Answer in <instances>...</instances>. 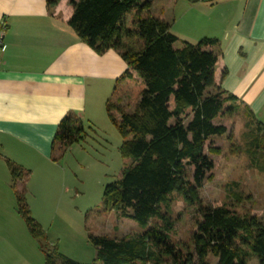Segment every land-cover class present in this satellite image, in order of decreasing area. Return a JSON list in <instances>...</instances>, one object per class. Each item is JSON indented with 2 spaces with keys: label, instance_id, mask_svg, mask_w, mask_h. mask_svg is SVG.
Wrapping results in <instances>:
<instances>
[{
  "label": "trees",
  "instance_id": "1",
  "mask_svg": "<svg viewBox=\"0 0 264 264\" xmlns=\"http://www.w3.org/2000/svg\"><path fill=\"white\" fill-rule=\"evenodd\" d=\"M60 1L47 0V4L54 8ZM155 1L69 0L73 10L69 26L78 38L99 55L116 51L127 65L125 75L144 84L133 112L107 103L108 117L123 138L121 156L132 162L117 182L107 186L103 204L106 212L131 219L145 231L123 239L93 237L94 264H212L213 258L216 264H250L253 259L264 264L263 221L227 206L206 207L200 196L205 182L213 179L214 161L208 153H220L211 140L228 133L216 120L238 112V99L216 82L219 43L205 38L176 49L178 38L171 24L150 12ZM136 39L142 41L138 49L128 46ZM247 113L252 129L248 153L253 161L258 155L264 163V125ZM86 135L82 120L69 115L58 126L53 155L61 156ZM24 172L11 167L13 187L20 214L31 234L40 239L44 235L16 190ZM173 194L201 217L190 243L183 246L169 238L175 224L169 217ZM152 220L160 225L149 226ZM46 263L79 264L61 255H47Z\"/></svg>",
  "mask_w": 264,
  "mask_h": 264
},
{
  "label": "rangeland",
  "instance_id": "2",
  "mask_svg": "<svg viewBox=\"0 0 264 264\" xmlns=\"http://www.w3.org/2000/svg\"><path fill=\"white\" fill-rule=\"evenodd\" d=\"M141 42L136 39L127 44L138 49ZM112 66L115 80L110 85L103 81V100L100 96L82 118L87 134L83 142L48 160L33 152L30 156L22 154L23 167L8 160L3 162L4 167L0 165V264H47V255L94 264L97 249L93 237L123 239L144 233L133 220L106 212L103 204L107 186L117 182L132 162L121 156L123 138L108 117L107 103L125 106L131 113L144 89L137 77L125 75L128 68L121 58L118 65ZM242 109L216 120V124L226 126L228 133L211 140L220 153H208L214 161L213 179L205 182L200 196L206 207L227 206L240 215L256 216L264 223V163H260L258 155L253 161L248 153L252 129ZM113 114L120 118L117 112ZM11 167L25 171L23 179L16 183V190L44 235L40 239L31 234L19 212ZM169 217L175 223L170 242L177 246L190 243L201 219L196 210L173 194ZM155 225L160 222L152 220L149 224ZM211 262L216 264L217 260L213 258ZM250 264H257V260Z\"/></svg>",
  "mask_w": 264,
  "mask_h": 264
},
{
  "label": "crops",
  "instance_id": "3",
  "mask_svg": "<svg viewBox=\"0 0 264 264\" xmlns=\"http://www.w3.org/2000/svg\"><path fill=\"white\" fill-rule=\"evenodd\" d=\"M150 12L171 24L176 49L217 40V84L264 125V0H156ZM72 13L69 0L54 8L47 0H0L7 27L0 64L3 167L6 160L23 167L20 155L31 152L50 159L59 124L69 115L82 120L100 100L103 81L115 80L112 65L121 57L114 50L99 55L81 41L69 26Z\"/></svg>",
  "mask_w": 264,
  "mask_h": 264
},
{
  "label": "built area",
  "instance_id": "4",
  "mask_svg": "<svg viewBox=\"0 0 264 264\" xmlns=\"http://www.w3.org/2000/svg\"><path fill=\"white\" fill-rule=\"evenodd\" d=\"M6 33H7V27L4 22H1L0 23V64H1V57L7 50V44L5 41Z\"/></svg>",
  "mask_w": 264,
  "mask_h": 264
}]
</instances>
